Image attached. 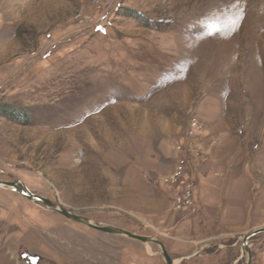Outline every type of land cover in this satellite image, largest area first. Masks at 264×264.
<instances>
[{
  "label": "rangeland",
  "instance_id": "rangeland-1",
  "mask_svg": "<svg viewBox=\"0 0 264 264\" xmlns=\"http://www.w3.org/2000/svg\"><path fill=\"white\" fill-rule=\"evenodd\" d=\"M2 105L31 117L0 113V180L174 264H264V0H0ZM160 251L0 186V264Z\"/></svg>",
  "mask_w": 264,
  "mask_h": 264
},
{
  "label": "water",
  "instance_id": "water-1",
  "mask_svg": "<svg viewBox=\"0 0 264 264\" xmlns=\"http://www.w3.org/2000/svg\"><path fill=\"white\" fill-rule=\"evenodd\" d=\"M18 184H21V181L19 179H16V178L11 182L0 180V186L12 187L13 190L18 191L21 195L27 197L30 201H40L45 206V208H48L52 211H56L60 214H63L69 220L84 223L85 225L90 226L91 228L96 229V230L101 231V232L110 233V234L125 235L129 238L139 240L143 243L155 242L156 244L159 245V247L161 249L160 254L163 257L165 263L166 264H172L171 257L166 252V250L163 248V246L161 245V243L158 239H155L154 237H151V236L135 234V233H132L130 231H127L125 229H122V228H119V227H116V226L110 225V224L98 225L95 223H91V220H89L87 217L82 216V215H78L75 213H71V212L65 210L57 201L45 198L43 196H40V195H37L34 193H31L27 189H25V187H22V188L19 187ZM258 232H264V228H260V229H257V230H254V231H251V232L245 234L243 236V239H242L243 246L247 247L248 245H247L246 241H247L248 237L255 234V233H258ZM249 263H250V258L245 262V264H249Z\"/></svg>",
  "mask_w": 264,
  "mask_h": 264
},
{
  "label": "trees",
  "instance_id": "trees-1",
  "mask_svg": "<svg viewBox=\"0 0 264 264\" xmlns=\"http://www.w3.org/2000/svg\"><path fill=\"white\" fill-rule=\"evenodd\" d=\"M120 15H126V16H136L138 17L137 19H141L140 21H142V18L140 16H137L136 14H132V12L130 13L129 10H125L124 12L119 13ZM2 110V111H1ZM0 113H2L4 116H6L7 118L11 119V120H15V121H19L20 123L23 124H28L30 122V114L29 112H27L26 110H18L16 107L14 106H9V105H2L0 106Z\"/></svg>",
  "mask_w": 264,
  "mask_h": 264
},
{
  "label": "built area",
  "instance_id": "built-area-1",
  "mask_svg": "<svg viewBox=\"0 0 264 264\" xmlns=\"http://www.w3.org/2000/svg\"><path fill=\"white\" fill-rule=\"evenodd\" d=\"M186 158H182L180 161V164L177 166L173 178L179 177L182 174L183 171V164L185 163Z\"/></svg>",
  "mask_w": 264,
  "mask_h": 264
},
{
  "label": "bare ground",
  "instance_id": "bare-ground-1",
  "mask_svg": "<svg viewBox=\"0 0 264 264\" xmlns=\"http://www.w3.org/2000/svg\"><path fill=\"white\" fill-rule=\"evenodd\" d=\"M80 223V222H79ZM91 223H93L92 221H91ZM81 224H84V223H81ZM85 225V224H84ZM147 243H150V242H147ZM172 264H174V261H173V259H172Z\"/></svg>",
  "mask_w": 264,
  "mask_h": 264
}]
</instances>
